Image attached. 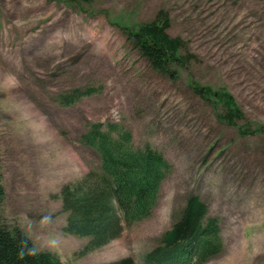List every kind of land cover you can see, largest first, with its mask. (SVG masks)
I'll return each instance as SVG.
<instances>
[{
  "label": "rangeland",
  "instance_id": "rangeland-1",
  "mask_svg": "<svg viewBox=\"0 0 264 264\" xmlns=\"http://www.w3.org/2000/svg\"><path fill=\"white\" fill-rule=\"evenodd\" d=\"M164 15L186 57L170 75L129 35ZM221 91L243 112L235 125L217 118ZM110 122L161 152L169 172L146 219L82 254L89 239L64 231L60 193L99 170L80 138ZM0 184V223L63 263L145 264L195 195L221 239L201 264H264V0H0Z\"/></svg>",
  "mask_w": 264,
  "mask_h": 264
},
{
  "label": "trees",
  "instance_id": "trees-1",
  "mask_svg": "<svg viewBox=\"0 0 264 264\" xmlns=\"http://www.w3.org/2000/svg\"><path fill=\"white\" fill-rule=\"evenodd\" d=\"M169 26V19L164 15L137 25L129 34L152 69L167 75L172 74L170 65L184 67L186 64L182 41L167 33ZM92 91L77 89L71 95L60 97L65 104H70ZM205 93H209L208 90ZM212 94V98L221 103V113L217 114L220 121L235 125L237 120L244 119L228 92ZM80 141L98 155L99 170L63 186L60 199L63 210L68 213L64 231L88 238L82 251L87 254L120 237L125 224L144 220L151 214L169 164L163 154L150 145L137 147L132 133L117 123L91 124ZM3 195L0 184V199ZM220 250L218 220L209 216L207 205L198 196L190 195L176 222L146 254L145 264H201ZM0 264L67 263L50 252L37 251L19 227L8 229L0 223ZM108 264L136 263L124 258Z\"/></svg>",
  "mask_w": 264,
  "mask_h": 264
}]
</instances>
